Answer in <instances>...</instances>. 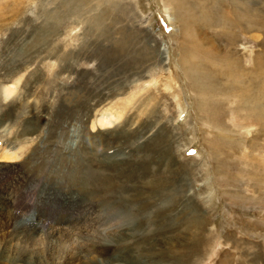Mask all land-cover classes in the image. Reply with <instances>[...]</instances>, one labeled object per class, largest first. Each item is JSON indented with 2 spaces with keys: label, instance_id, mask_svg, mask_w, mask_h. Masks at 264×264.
I'll return each mask as SVG.
<instances>
[{
  "label": "rangeland",
  "instance_id": "1",
  "mask_svg": "<svg viewBox=\"0 0 264 264\" xmlns=\"http://www.w3.org/2000/svg\"><path fill=\"white\" fill-rule=\"evenodd\" d=\"M175 3L0 0V264H264V0Z\"/></svg>",
  "mask_w": 264,
  "mask_h": 264
},
{
  "label": "bare ground",
  "instance_id": "2",
  "mask_svg": "<svg viewBox=\"0 0 264 264\" xmlns=\"http://www.w3.org/2000/svg\"><path fill=\"white\" fill-rule=\"evenodd\" d=\"M176 1V5H177V3H178V1L179 0H175ZM169 18H170V16H169ZM246 24V23H245ZM43 28V27H42ZM43 30H45V29H43ZM42 30V31H43ZM45 32L46 31H44L43 32V34H45ZM41 37V36H40ZM36 38V37H35ZM39 38V37H38ZM40 40H42V39H40ZM39 42V41H38ZM37 42V43H38ZM162 55H163V58H164V60H167V56H166V50L165 51H163L162 52ZM184 60H186V59H184ZM186 61H188V60H186ZM183 62V70H184V72L186 73V75L188 76V77H190L191 76V66H190V61L189 62ZM230 66V65H229ZM234 67V66H233ZM197 71H199V70H197ZM191 80H193L192 79V76H191ZM5 90H6V95H8L9 96V94H12L14 91H15V86H8V87H5ZM5 94V93H4ZM5 144V141H2L1 139H0V150H2L1 152H0V203H4V205H3V208H6V209H8V208H10V207H8L7 208V202L9 203V201H11L12 200V197H11V194L13 195L14 194V190H15V188L17 187V186H25V184L24 185H18L19 183H21L20 181H19V179H18V174H16V165H17V162L19 161V159H20V154L21 153H19V150H17V149H13V146H10V148H8V149H4V148H2L3 147V145ZM19 153V154H18ZM9 176V177H6V176ZM15 175H16V181H18L17 182V185L15 186V187H12V188H10V189H7V186L9 185V183L11 182V177H15ZM7 178L6 179V181H1V179L3 178V180H4V178ZM38 184V183H37ZM24 188V189H23ZM25 188H27V187H21V189H23V190H25ZM29 188V187H28ZM17 190V189H16ZM22 190V191H23ZM22 191H21V193H22ZM17 195V194H16ZM11 204V203H10ZM9 205V204H8ZM12 205V204H11ZM12 211L13 212H15L16 214H12ZM3 212V211H2ZM6 213V212H5ZM27 213V212H26ZM1 215V214H0ZM8 215H10V218L11 219H16V218H22V220L21 221H24V222H26L27 220H28V217H30V216H27V217H25V216H19L18 215V212L16 211V210H14V208H12L11 209V213H9ZM24 215V214H23ZM34 215H36L35 213L34 214H32L31 216H34ZM9 217V216H8ZM6 218V217H5ZM9 218V219H10ZM18 218V219H19ZM34 219V218H33ZM31 220V219H30ZM7 222V221H6ZM12 222V221H11ZM10 222V223H11ZM15 223V222H14ZM27 223V222H26ZM41 223V222H40ZM18 224V223H17ZM38 222L37 221H35V226H34V228H37V226H38ZM16 225V224H15ZM23 225V224H22ZM25 226V225H24ZM27 227V226H26ZM28 228V227H27ZM1 230V232H5V231H9V230H13V224H12V226H10L9 227V229L7 230L5 227L4 228H1L0 229ZM25 230V229H24ZM29 230V229H28ZM20 233V232H19ZM24 233H26V230H25V232ZM59 233V232H58ZM9 234H10V232H9ZM35 234V233H34ZM0 235H1V233H0ZM11 235V234H10ZM9 235V236H10ZM22 237V236H21ZM8 240H10V239H8ZM14 240V239H13ZM17 242V241H16ZM18 245V244H17ZM23 247H25V246H23ZM19 249H22V248H18V250ZM17 250V249H16ZM10 251V250H9ZM98 251H102V252H104L103 251V249L102 250H98ZM20 252V251H19ZM105 253V252H104ZM18 255V254H17ZM105 255H106V253H105ZM213 255V254H212ZM27 258V257H26ZM19 259V258H18ZM21 262V261H20ZM22 263V262H21Z\"/></svg>",
  "mask_w": 264,
  "mask_h": 264
}]
</instances>
